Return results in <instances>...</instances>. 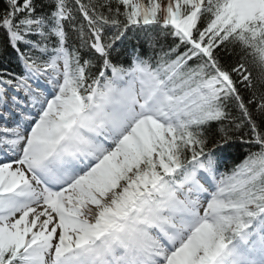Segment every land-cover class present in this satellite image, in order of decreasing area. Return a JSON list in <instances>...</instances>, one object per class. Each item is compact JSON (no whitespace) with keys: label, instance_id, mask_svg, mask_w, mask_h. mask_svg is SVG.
Listing matches in <instances>:
<instances>
[{"label":"snow or ice","instance_id":"1","mask_svg":"<svg viewBox=\"0 0 264 264\" xmlns=\"http://www.w3.org/2000/svg\"><path fill=\"white\" fill-rule=\"evenodd\" d=\"M0 54V264H264V0H4Z\"/></svg>","mask_w":264,"mask_h":264},{"label":"trees","instance_id":"2","mask_svg":"<svg viewBox=\"0 0 264 264\" xmlns=\"http://www.w3.org/2000/svg\"><path fill=\"white\" fill-rule=\"evenodd\" d=\"M4 0H0V7L3 6ZM15 63L14 58H11V62L9 60L4 59V55L0 54V69L7 68V67H13ZM253 76L256 75V70L252 69ZM248 155V151L245 147L241 146L239 147L234 153L233 158L227 161V167L222 168V171H231L233 167L240 164L245 157Z\"/></svg>","mask_w":264,"mask_h":264}]
</instances>
